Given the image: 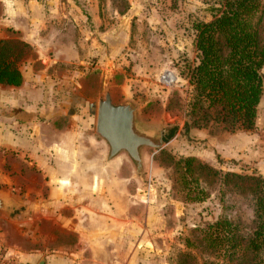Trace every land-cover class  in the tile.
Returning <instances> with one entry per match:
<instances>
[{"label":"crops","instance_id":"1","mask_svg":"<svg viewBox=\"0 0 264 264\" xmlns=\"http://www.w3.org/2000/svg\"><path fill=\"white\" fill-rule=\"evenodd\" d=\"M84 3L94 7L93 0H0V40L20 39L37 54L20 63L19 87L0 85V190L20 207L14 216L0 213V261L16 255L21 264H137L153 246L132 219L129 159L107 163L106 144L89 130L90 112L66 114L54 106L74 77L54 52L70 33L82 32ZM263 99L264 91L256 128ZM255 129H199L192 154L211 166L256 161L264 168ZM160 232L156 237L166 240Z\"/></svg>","mask_w":264,"mask_h":264},{"label":"rangeland","instance_id":"2","mask_svg":"<svg viewBox=\"0 0 264 264\" xmlns=\"http://www.w3.org/2000/svg\"><path fill=\"white\" fill-rule=\"evenodd\" d=\"M93 1V8L86 7L85 3L83 7L79 6L83 15L82 32H76L78 36L70 33L69 43L62 46L60 52H54L65 59L62 64H67L74 73L69 87L63 91V100L54 106L66 114L83 112L87 116L90 112L89 130L97 136L98 100L103 89L108 88L115 103H134L144 123L171 131L172 138L163 149L168 155L174 159L195 157L192 154L196 151L194 146L200 147L201 142L195 135L199 129L191 127L187 136L183 133L184 124L190 121L187 107L191 97L184 67L192 64L196 56L193 24L211 20L212 10L219 7L220 0ZM7 40L22 41L17 38ZM26 44L31 47V52L22 61L27 57L37 58L32 51L34 47ZM43 45L46 47V43ZM45 63H38V69L45 68ZM22 72L27 76L28 70ZM166 72L176 77L174 86L162 83ZM261 72L264 76V67ZM63 74H66L65 70ZM258 113L259 127L254 129L257 132L262 126L259 138L264 143V99ZM215 128L218 127L208 130ZM99 142L102 141L99 139ZM160 151H143L144 182L135 170L132 169L131 173L132 219H138L141 228L147 229V238L153 240V246L146 247L150 256L137 264H179L182 253L193 254L197 264L214 261L203 245L187 248L186 240L196 239L198 230L221 217L237 224L244 235L252 232L254 212L251 200L238 196L219 183L212 186L202 184L207 193L203 201L185 200L170 161L166 155L159 157ZM120 155L127 157L124 153ZM218 163L220 166H210L223 172L264 175V168L253 164L256 161L234 163L218 160ZM136 189L139 194H135ZM139 200L144 203L139 204ZM159 232L166 240L156 237Z\"/></svg>","mask_w":264,"mask_h":264},{"label":"trees","instance_id":"3","mask_svg":"<svg viewBox=\"0 0 264 264\" xmlns=\"http://www.w3.org/2000/svg\"><path fill=\"white\" fill-rule=\"evenodd\" d=\"M193 31L196 56L184 67L191 89L187 107L191 124H184V136L191 127L253 130L263 95L264 0H220L211 20L195 22ZM30 52L22 41L0 40V85L22 84L19 66ZM158 155L167 156L185 200L203 201L207 193L202 184L219 183L253 203L250 234L221 217L198 230L196 239H187V248L203 245L215 259L204 264H264V175L223 172L195 157L174 159L163 150ZM179 258V264H197L193 254L182 253Z\"/></svg>","mask_w":264,"mask_h":264},{"label":"water","instance_id":"4","mask_svg":"<svg viewBox=\"0 0 264 264\" xmlns=\"http://www.w3.org/2000/svg\"><path fill=\"white\" fill-rule=\"evenodd\" d=\"M141 1L148 3V0ZM95 133L107 146L106 162L122 153L126 154L142 182L145 176L143 151L163 150L172 138L169 129H156L144 123L137 106L131 101L115 103L108 88L103 89L102 97L98 100ZM19 210V205L0 190V213L14 216Z\"/></svg>","mask_w":264,"mask_h":264},{"label":"built area","instance_id":"5","mask_svg":"<svg viewBox=\"0 0 264 264\" xmlns=\"http://www.w3.org/2000/svg\"><path fill=\"white\" fill-rule=\"evenodd\" d=\"M167 73H169V76H167ZM162 83L167 85L168 87L174 86V84L177 83V79L170 72H166L165 75L163 76ZM0 264H21V263L19 262L18 257L14 255L6 261L4 260L0 261Z\"/></svg>","mask_w":264,"mask_h":264}]
</instances>
